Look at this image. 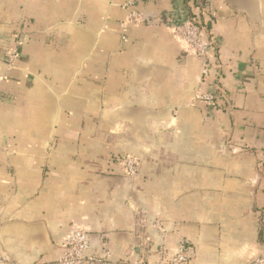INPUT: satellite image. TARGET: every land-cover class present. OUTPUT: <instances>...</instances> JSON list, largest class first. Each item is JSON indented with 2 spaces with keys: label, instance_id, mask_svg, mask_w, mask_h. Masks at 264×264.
Segmentation results:
<instances>
[{
  "label": "crops",
  "instance_id": "crops-1",
  "mask_svg": "<svg viewBox=\"0 0 264 264\" xmlns=\"http://www.w3.org/2000/svg\"><path fill=\"white\" fill-rule=\"evenodd\" d=\"M129 1L0 0V251L56 264L81 228L98 264H160L182 245L187 264H253L264 0L203 15L217 60L207 79L172 31L194 17L190 0H141L146 19L124 36Z\"/></svg>",
  "mask_w": 264,
  "mask_h": 264
},
{
  "label": "built area",
  "instance_id": "built-area-1",
  "mask_svg": "<svg viewBox=\"0 0 264 264\" xmlns=\"http://www.w3.org/2000/svg\"><path fill=\"white\" fill-rule=\"evenodd\" d=\"M220 0H190V4L195 8L194 17L182 20L173 28V35L184 44L188 56L199 58L204 61L203 77L207 79L213 70L217 68V60L212 59V52L215 44L210 39L207 24L203 21V15L210 16L214 4ZM141 0H130L128 5L132 8L127 19L121 23L122 34L125 36L128 29L142 23L146 18L138 9ZM201 98L208 103L215 102L212 94L202 95ZM126 172L129 176L137 173V162L133 158H127L124 162ZM90 234L81 228L74 230L64 244V251L57 259L56 264H98L102 259L91 255ZM192 252L186 245H182L173 254H169L163 247L162 260L160 264H187L192 259ZM108 254H106V257ZM0 264H8L7 256L0 251ZM115 264V263H108ZM117 264V263H116ZM253 264H264V254H261Z\"/></svg>",
  "mask_w": 264,
  "mask_h": 264
},
{
  "label": "trees",
  "instance_id": "trees-1",
  "mask_svg": "<svg viewBox=\"0 0 264 264\" xmlns=\"http://www.w3.org/2000/svg\"><path fill=\"white\" fill-rule=\"evenodd\" d=\"M189 4H190V2H189Z\"/></svg>",
  "mask_w": 264,
  "mask_h": 264
}]
</instances>
